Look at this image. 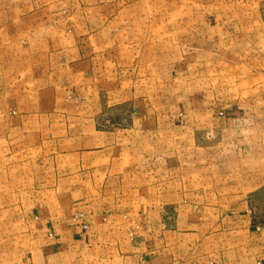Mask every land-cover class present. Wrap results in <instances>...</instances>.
Instances as JSON below:
<instances>
[{"label":"crops","instance_id":"0c3cea01","mask_svg":"<svg viewBox=\"0 0 264 264\" xmlns=\"http://www.w3.org/2000/svg\"><path fill=\"white\" fill-rule=\"evenodd\" d=\"M187 6L3 75L0 264H264V0Z\"/></svg>","mask_w":264,"mask_h":264},{"label":"rangeland","instance_id":"374dc122","mask_svg":"<svg viewBox=\"0 0 264 264\" xmlns=\"http://www.w3.org/2000/svg\"><path fill=\"white\" fill-rule=\"evenodd\" d=\"M178 2L179 0H0V81L3 75L7 76L9 69L17 70L15 65L19 64L17 61L22 57V51L37 46L34 39L44 37L45 27L50 21H54V17L61 25H65L68 33L75 28L84 31L85 27L95 33L103 25L99 23L100 17L114 19L132 15L171 18L190 16L192 7L187 6L180 10L177 7ZM160 27L162 25H154L156 40L161 38L157 33ZM23 59L22 64L34 62L33 58ZM16 110L12 108L11 113L14 114ZM122 112L125 117L128 104L123 105Z\"/></svg>","mask_w":264,"mask_h":264}]
</instances>
